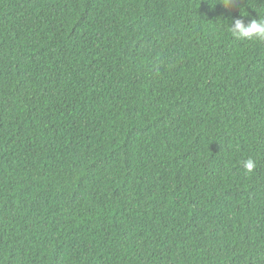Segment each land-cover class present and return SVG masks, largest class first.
Masks as SVG:
<instances>
[{
	"label": "trees",
	"instance_id": "trees-1",
	"mask_svg": "<svg viewBox=\"0 0 264 264\" xmlns=\"http://www.w3.org/2000/svg\"><path fill=\"white\" fill-rule=\"evenodd\" d=\"M223 3L0 0V264H264V0Z\"/></svg>",
	"mask_w": 264,
	"mask_h": 264
},
{
	"label": "clouds",
	"instance_id": "clouds-1",
	"mask_svg": "<svg viewBox=\"0 0 264 264\" xmlns=\"http://www.w3.org/2000/svg\"><path fill=\"white\" fill-rule=\"evenodd\" d=\"M224 7L230 8L232 5V0H224ZM246 16L248 14L242 13ZM229 31L233 37L252 39L256 38L258 40L264 41V17L259 15V19H252L250 23L245 24L244 20L241 18H236L234 22L230 23ZM243 166L248 172H251L255 168V161L251 158L243 162Z\"/></svg>",
	"mask_w": 264,
	"mask_h": 264
}]
</instances>
